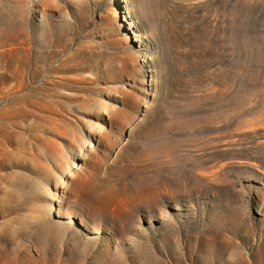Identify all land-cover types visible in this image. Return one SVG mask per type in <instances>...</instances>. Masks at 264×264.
Segmentation results:
<instances>
[{
  "label": "rangeland",
  "instance_id": "obj_1",
  "mask_svg": "<svg viewBox=\"0 0 264 264\" xmlns=\"http://www.w3.org/2000/svg\"><path fill=\"white\" fill-rule=\"evenodd\" d=\"M0 264H264V0H0Z\"/></svg>",
  "mask_w": 264,
  "mask_h": 264
},
{
  "label": "bare ground",
  "instance_id": "obj_2",
  "mask_svg": "<svg viewBox=\"0 0 264 264\" xmlns=\"http://www.w3.org/2000/svg\"><path fill=\"white\" fill-rule=\"evenodd\" d=\"M187 150H188V152H190V149L189 148Z\"/></svg>",
  "mask_w": 264,
  "mask_h": 264
}]
</instances>
